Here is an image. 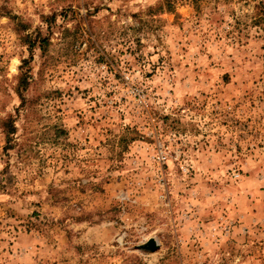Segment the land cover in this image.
<instances>
[{"label":"rangeland","instance_id":"374dc122","mask_svg":"<svg viewBox=\"0 0 264 264\" xmlns=\"http://www.w3.org/2000/svg\"><path fill=\"white\" fill-rule=\"evenodd\" d=\"M194 1L0 0V264H264V0Z\"/></svg>","mask_w":264,"mask_h":264},{"label":"trees","instance_id":"16d2710c","mask_svg":"<svg viewBox=\"0 0 264 264\" xmlns=\"http://www.w3.org/2000/svg\"><path fill=\"white\" fill-rule=\"evenodd\" d=\"M196 4V7H198V2L197 0L194 1ZM256 18H255V23L259 24L262 30L264 31V2H259L256 4Z\"/></svg>","mask_w":264,"mask_h":264},{"label":"water","instance_id":"95a60500","mask_svg":"<svg viewBox=\"0 0 264 264\" xmlns=\"http://www.w3.org/2000/svg\"><path fill=\"white\" fill-rule=\"evenodd\" d=\"M158 246V243L154 239H151L146 244L142 245L143 248H147L149 250H156Z\"/></svg>","mask_w":264,"mask_h":264}]
</instances>
